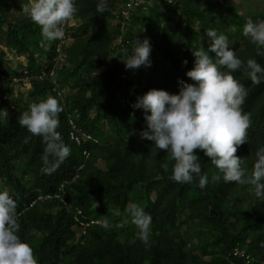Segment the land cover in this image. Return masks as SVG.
Segmentation results:
<instances>
[{"label": "trees", "instance_id": "16d2710c", "mask_svg": "<svg viewBox=\"0 0 264 264\" xmlns=\"http://www.w3.org/2000/svg\"><path fill=\"white\" fill-rule=\"evenodd\" d=\"M128 1L106 0V11L97 13L98 0H76L64 28L69 39L61 47L60 68L49 77L57 43L44 40L40 26L23 13L28 0H0V108L8 110L7 122L0 124V186L16 201L18 235L38 264H264V199L251 185L212 181L213 174H222L202 150L194 151L209 177L205 188L197 179L172 181L173 161L140 138L144 112L131 106L150 89L177 93L178 79L192 83L186 72L193 67L192 51L207 50L205 29L224 34L242 60L254 58L264 66V48L242 35L247 19H264V4L243 11L240 0H146L125 18ZM13 15L25 19L16 24ZM144 38L151 44L150 66L127 69L122 59ZM7 53L27 58L29 65L7 59ZM44 71L47 77L39 80ZM26 74L31 88L19 81L25 88L15 92L13 79ZM233 75L246 89L241 109L250 119L247 142L235 155L250 174L255 152L264 145V82L253 84L241 70ZM52 80L65 91L64 100L58 97L63 111L57 131L70 154L49 174L40 159L41 138L21 127L18 116L29 103L57 96ZM70 113L92 136L83 145L70 140ZM47 194L60 198L39 199ZM130 202L150 211L147 246L136 238L125 211ZM105 219L107 229L101 226ZM92 220L100 225H82Z\"/></svg>", "mask_w": 264, "mask_h": 264}, {"label": "clouds", "instance_id": "9594fccd", "mask_svg": "<svg viewBox=\"0 0 264 264\" xmlns=\"http://www.w3.org/2000/svg\"><path fill=\"white\" fill-rule=\"evenodd\" d=\"M172 2L173 0H168V3ZM106 9V0H98L96 12L104 13ZM76 10V0H28V3L22 5L23 13L40 26L42 38L55 43L64 39L65 25ZM205 35L209 38L207 50L192 51L195 58L193 67L186 72L192 83L178 79L177 93L150 89L138 96L131 105L144 112L146 128L140 132V138L152 141L155 148L166 151L168 158L173 161L169 178L174 182L188 184L197 179V186L205 188L209 177L207 173H202L200 157L194 151L202 150L218 173L222 174V177L213 174L212 181L222 178L224 182L251 185L255 196L264 199V145L259 146L255 152L250 174L242 167L243 159L235 155L237 147L247 142L250 119L241 109L246 89L233 75L235 71L241 70L253 84H259L264 82V66L254 58L242 60L238 57L229 47L227 37L222 33L218 34L215 29H205ZM242 35L248 37L258 48H264V19H247ZM150 52L148 38L135 40L122 59L125 67L136 69L142 65L150 66ZM257 54L261 53L258 51ZM9 60L15 59L12 56ZM182 63L187 64V60ZM22 65L27 67L29 64ZM41 75L37 76L39 80L44 79L39 78ZM24 78H28V82H24ZM31 78L28 74L20 79L15 78L17 81L13 79L12 87L14 82L22 81L30 89ZM58 97L48 95L31 102L27 110L18 116L21 127L41 138L43 152L40 159L43 171L49 174L70 154L69 146L57 131L58 114L63 111V103ZM61 98L64 100V95ZM68 116L74 117L75 121L78 119L76 113ZM7 117L8 110L0 108V124H5ZM67 124L70 129L69 119ZM162 167L167 170L168 165ZM48 195H42L39 199L45 200ZM125 211L138 230L136 238L147 246L151 215L135 202H130ZM92 221L87 224L94 225ZM101 226L107 229L110 227L109 221L105 219ZM18 232L16 201L6 187L0 186V264H38L32 247Z\"/></svg>", "mask_w": 264, "mask_h": 264}, {"label": "built area", "instance_id": "2783aa9c", "mask_svg": "<svg viewBox=\"0 0 264 264\" xmlns=\"http://www.w3.org/2000/svg\"><path fill=\"white\" fill-rule=\"evenodd\" d=\"M146 0H129L126 5L125 8L123 10V15L125 18L128 17L129 11L131 9H134L135 7H139L141 5H143L145 3ZM65 36L63 40H58L56 41L57 43V56L54 58L53 63H54V67L53 69L50 70L49 73V77L53 76L55 74V72L60 68V59L64 56V54L61 51V47L62 44L69 39V37H67L66 35V31L64 30ZM47 77V73L44 71L42 73V75L39 77L40 79L46 78ZM0 78H3L2 74L0 73ZM28 78H24L23 81L24 82H28ZM14 81H17L16 79H14ZM52 83L54 85V88L52 89L53 93H56L59 97H61L63 95L62 91H60L59 89V85L57 83V80H52ZM69 126H70V138L72 141H74L76 144L78 145H83L84 143L90 141L92 139V136L89 133H86L84 131H82L81 128L78 127L74 117L69 116ZM89 151L87 149H85L83 151V155L87 158L89 156ZM64 185L60 186V189L63 188ZM62 190V189H61ZM58 199L60 198L59 194H56L54 196L52 195H48L45 197V200H50V199ZM80 214V213H79ZM93 224H99V221H92ZM83 226H86L88 224H84L82 223Z\"/></svg>", "mask_w": 264, "mask_h": 264}, {"label": "rangeland", "instance_id": "374dc122", "mask_svg": "<svg viewBox=\"0 0 264 264\" xmlns=\"http://www.w3.org/2000/svg\"><path fill=\"white\" fill-rule=\"evenodd\" d=\"M240 1H238L241 4L239 8H240V10L242 9L243 11L246 9H249V8L259 9V6L261 7V5L264 4V0H249L248 2H245L243 0H240ZM11 18H12V20H14L13 18H15L14 22L16 24L20 23L21 21H23L25 19V17H23V16L20 17L19 15H13ZM7 58L11 59L12 56L10 54H8ZM16 62H17V64H24V65L29 64V61L26 60V58H24V57H17ZM103 69H106V67H103ZM103 69L98 70L96 75L100 74L101 70H103ZM22 87L25 88L24 86H22ZM22 87H20L19 83L14 82V84H13V89L15 90V92L20 90V88H22ZM145 212L149 214L150 211L148 209H146ZM77 236H79V235H77Z\"/></svg>", "mask_w": 264, "mask_h": 264}]
</instances>
